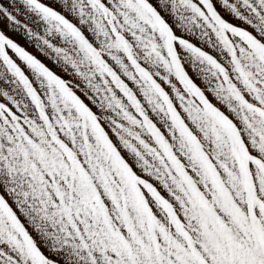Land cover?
Masks as SVG:
<instances>
[{
	"label": "snow or ice",
	"instance_id": "6c2138e0",
	"mask_svg": "<svg viewBox=\"0 0 264 264\" xmlns=\"http://www.w3.org/2000/svg\"><path fill=\"white\" fill-rule=\"evenodd\" d=\"M20 3L75 79L0 34V264H264V0Z\"/></svg>",
	"mask_w": 264,
	"mask_h": 264
},
{
	"label": "rangeland",
	"instance_id": "374dc122",
	"mask_svg": "<svg viewBox=\"0 0 264 264\" xmlns=\"http://www.w3.org/2000/svg\"><path fill=\"white\" fill-rule=\"evenodd\" d=\"M41 2L44 3L46 6L51 5L53 7V10L64 15L65 18L69 20L75 19L70 14L66 13L58 3H55V0H41ZM149 2L153 3L158 8V5L156 4V0H149ZM0 6L11 8L12 11L9 13V15L11 16V20L15 21L14 24L9 26V22L7 18L0 20V34L4 35L7 39L12 40L13 43H15L21 48H24L29 53L36 55L38 59H41L49 67L53 68L54 71H57V74L60 75L61 77L65 79H73V80L75 79V77L69 75L70 70L69 72L62 71L55 63H53L51 60H49L47 57L43 56L41 53L37 51L34 42H29L28 35L33 30H35L37 33H41L43 31V25L45 21L42 18L37 19L36 14L26 9V7L20 3V0H0ZM165 16L166 18L170 19V17L167 16V13H165ZM229 19H231V17H229ZM24 29H28V32L26 34H22V31ZM84 31L87 32V29L85 28ZM5 51L9 55V58L12 59L14 63H16L22 69L26 70V66L24 65V63L20 60V58L13 52V50L10 47L6 46ZM188 70L190 74L193 75L194 79H196L198 83H201L199 78L196 77L194 73H192L191 68H189ZM0 83H2V81H0ZM78 94L80 93L78 92ZM80 95L82 96V94ZM82 98L85 99L86 103L90 104V102H88L86 98H84L83 96ZM3 99L4 98L0 96V100ZM9 106L11 107V105ZM0 191H2V189H0ZM9 203H11V201H9ZM12 207L15 209L14 204L12 205ZM21 219L23 220V217H21Z\"/></svg>",
	"mask_w": 264,
	"mask_h": 264
}]
</instances>
